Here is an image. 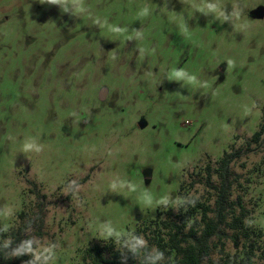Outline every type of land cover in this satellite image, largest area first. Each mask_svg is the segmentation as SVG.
Instances as JSON below:
<instances>
[{
	"label": "rangeland",
	"instance_id": "374dc122",
	"mask_svg": "<svg viewBox=\"0 0 264 264\" xmlns=\"http://www.w3.org/2000/svg\"><path fill=\"white\" fill-rule=\"evenodd\" d=\"M263 114L264 0H0V248L166 263L158 237L215 207L218 161L239 151L231 200L251 236L228 228L206 263L247 264L253 245L264 264Z\"/></svg>",
	"mask_w": 264,
	"mask_h": 264
},
{
	"label": "trees",
	"instance_id": "16d2710c",
	"mask_svg": "<svg viewBox=\"0 0 264 264\" xmlns=\"http://www.w3.org/2000/svg\"><path fill=\"white\" fill-rule=\"evenodd\" d=\"M264 134V114L262 116V122L260 129L254 133L251 141H258ZM251 142L248 143L250 145ZM240 157V152H225L223 157L218 161V167L216 172L219 177V183L215 186L216 199L215 207H211L209 204L198 203L194 210H201L200 220H196L187 232H184V227L188 225V219L183 218L181 224L173 222L170 224L171 228L168 232V236H159L157 245L161 249L167 244L170 245L171 251L175 253L173 260H168L166 263L154 264H207L212 248L217 246V243H223V239L227 238V229H232L235 233V244L239 246L238 239L241 233L242 236L249 240L251 232L246 226L245 219L249 214V210L246 208L243 198L238 196L236 200H231L234 181H236L235 173L231 169V162L233 159ZM235 176V177H234ZM211 173L208 175L207 181L212 183ZM213 213L211 215L210 213ZM195 212H190L188 218L195 217ZM33 221V220H32ZM165 223V222H164ZM201 224L197 228V224ZM166 224V223H165ZM167 225V224H166ZM26 227H21L19 232L14 233V242L19 241V236L25 231ZM233 234V235H234ZM217 238V243H214L213 239ZM30 239H25V244L28 247L30 245ZM224 246V244H223ZM246 259L244 261L247 264L253 263L252 255L254 252L253 245H246ZM108 246H101L94 244L86 249L84 264H120V259L124 256V253L117 250L111 252ZM9 245H3L0 248V264H20L23 260L27 259L26 248L15 256L10 255L8 252ZM221 251H224L223 248ZM134 251L129 252V257L133 258ZM211 261V260H210ZM212 264H235L233 257L230 254H226L223 260L220 262H211Z\"/></svg>",
	"mask_w": 264,
	"mask_h": 264
},
{
	"label": "clouds",
	"instance_id": "9594fccd",
	"mask_svg": "<svg viewBox=\"0 0 264 264\" xmlns=\"http://www.w3.org/2000/svg\"><path fill=\"white\" fill-rule=\"evenodd\" d=\"M50 2L51 3H60V2H62V0H50ZM147 10H145V12H146ZM179 75V74H178ZM31 147V145H26L25 146V148L26 149H28V148H30ZM165 203H166V201H164ZM194 203V202H193ZM139 243H143V241H139ZM161 255H163V254H161Z\"/></svg>",
	"mask_w": 264,
	"mask_h": 264
},
{
	"label": "water",
	"instance_id": "95a60500",
	"mask_svg": "<svg viewBox=\"0 0 264 264\" xmlns=\"http://www.w3.org/2000/svg\"><path fill=\"white\" fill-rule=\"evenodd\" d=\"M104 91H105V90H102V91H101V94H102V95H104Z\"/></svg>",
	"mask_w": 264,
	"mask_h": 264
}]
</instances>
